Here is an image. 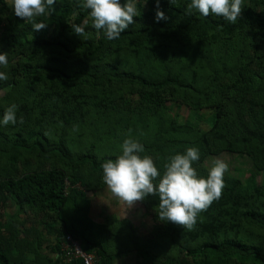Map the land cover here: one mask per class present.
<instances>
[{
    "label": "trees",
    "instance_id": "trees-1",
    "mask_svg": "<svg viewBox=\"0 0 264 264\" xmlns=\"http://www.w3.org/2000/svg\"><path fill=\"white\" fill-rule=\"evenodd\" d=\"M121 4L125 0H120ZM140 15L118 39L72 31L83 0H56L36 31L0 0V119L11 103L17 123L0 125V264L66 261V234L93 252L97 264H264V181L225 174L221 198L200 213L194 231L158 220V197L139 203L151 228L128 217L90 216L88 193L103 189L101 164L120 154L125 138L140 142L162 174L170 155L196 147L193 164L223 152L246 156L264 172V0H243L235 24L187 14L190 0H136ZM211 110L209 126L179 121L167 102ZM23 123H19L20 117ZM74 126L78 130H73Z\"/></svg>",
    "mask_w": 264,
    "mask_h": 264
},
{
    "label": "clouds",
    "instance_id": "clouds-1",
    "mask_svg": "<svg viewBox=\"0 0 264 264\" xmlns=\"http://www.w3.org/2000/svg\"><path fill=\"white\" fill-rule=\"evenodd\" d=\"M14 14L30 22L32 29L40 31L47 26L46 22H37L38 17L51 15L56 0H5ZM147 0H143L146 3ZM170 3L175 0H169ZM154 19L158 22L167 17L159 9L156 0ZM243 0H190L186 13L194 11L207 17H221L228 23L235 24L241 16ZM81 7L87 10V17L81 24H73L72 31L79 37L87 38L85 28L91 24L97 34L102 31L108 40L118 39L129 25L135 23L134 17L140 15L136 0H83ZM8 56L0 52V67L7 69ZM8 75L0 71V80H7ZM18 105L11 103L4 110L0 125H15ZM23 123V117L19 119ZM74 131L78 130L74 126ZM125 138L120 145L121 152L115 159H108L101 164L103 182L113 198L122 202L125 209L145 200L149 195L158 197L157 217L161 222H171L187 231H194L197 218L206 211L214 201L221 198L225 186L224 176L229 171L225 159L213 158L207 168V175L200 176L193 167L200 159L199 149L188 147L183 153L170 155L163 163L161 174L150 156L140 154L144 146L137 140Z\"/></svg>",
    "mask_w": 264,
    "mask_h": 264
},
{
    "label": "rangeland",
    "instance_id": "rangeland-1",
    "mask_svg": "<svg viewBox=\"0 0 264 264\" xmlns=\"http://www.w3.org/2000/svg\"><path fill=\"white\" fill-rule=\"evenodd\" d=\"M167 106L174 113L179 121H190L192 123L198 122V125L202 129L207 128L209 124V115L211 110L193 111L186 106L175 103L167 102ZM225 159L229 163L228 175L238 176L245 179L250 174H254L257 183L264 181V172L255 170L250 160L243 155L223 152L220 155L209 157L206 161V165L209 166L213 158ZM91 198L90 216L95 220H104L106 215H113L117 219L128 217L136 225L138 232L141 235H145L151 228L150 216L145 212L144 207L137 202L131 208L125 209L122 202L116 200L107 191V186L103 189L93 193H88ZM15 209L10 207L5 210V213H12ZM1 214V213H0ZM134 261V255H126L120 259H117L115 264H132Z\"/></svg>",
    "mask_w": 264,
    "mask_h": 264
},
{
    "label": "built area",
    "instance_id": "built-area-1",
    "mask_svg": "<svg viewBox=\"0 0 264 264\" xmlns=\"http://www.w3.org/2000/svg\"><path fill=\"white\" fill-rule=\"evenodd\" d=\"M61 248L64 252V259L66 261L81 259L82 264H97L95 253L84 251L80 241L69 234L65 235L61 243Z\"/></svg>",
    "mask_w": 264,
    "mask_h": 264
},
{
    "label": "crops",
    "instance_id": "crops-1",
    "mask_svg": "<svg viewBox=\"0 0 264 264\" xmlns=\"http://www.w3.org/2000/svg\"><path fill=\"white\" fill-rule=\"evenodd\" d=\"M6 209H7V208H4V207L1 208V207H0V213H1V214H0V221H4V220L6 219V216H5V215H6V213H5V210H6Z\"/></svg>",
    "mask_w": 264,
    "mask_h": 264
}]
</instances>
